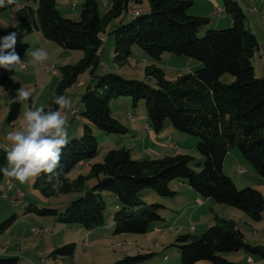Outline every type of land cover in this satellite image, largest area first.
<instances>
[{
    "label": "trees",
    "instance_id": "trees-1",
    "mask_svg": "<svg viewBox=\"0 0 264 264\" xmlns=\"http://www.w3.org/2000/svg\"><path fill=\"white\" fill-rule=\"evenodd\" d=\"M34 2L35 8L24 7L18 11L19 30L30 34L39 31L43 37L65 50L81 51L83 57L74 65L59 68V81L54 89L48 109L58 110L54 95H65L78 77L89 71L96 79L94 88H88L82 98L83 110L77 117L85 121L79 139L73 138L63 149L61 156V183L53 189L55 181L41 183L45 196L78 191L87 179L95 184L81 197L73 200L63 211L31 207L39 216L56 218L65 225H79L91 230L105 225V202L102 193L115 196L118 208L112 219L115 234H145L151 225L162 218L158 204H147L144 192L159 197H172L170 182L180 179L201 197L243 212L250 220L259 222L264 212V197L256 189H238L223 172V161L232 148L256 173L264 179V78H257L252 60L259 50L254 34L245 28V15L235 0H222L232 25L222 30H207L204 36L198 32L208 24V19L188 15L193 4L190 0H148L150 11L136 12L127 23H120L113 31L114 61L125 62L131 47L137 45L150 58L159 60L164 53L188 57L201 63L192 73H184L173 81L154 65L145 68L147 77L155 81L151 87L145 81L122 78L116 74L96 76L100 66L101 35L110 19H117L124 12H132V5L140 0H110V9L99 14L96 0H82L80 19L73 21L61 16L55 0H25ZM14 6V5H13ZM0 8V14L11 8ZM264 14V0H263ZM11 31L0 27V37ZM29 45L19 36L15 47L22 58ZM232 78L223 83L221 77ZM20 83L9 72L0 68V89L9 101L7 122H15L22 104L13 102ZM129 98L135 107L144 103L149 127L161 132L168 121L170 126L197 141L196 150L202 158V170L192 169L193 157L177 154L154 160L138 161L125 148L109 150L102 162L90 166L88 176H78L68 183L67 175L79 164L93 160L97 155L98 141L94 129L105 134L123 135L127 129L110 114L109 101ZM46 109V111L48 110ZM6 152L0 148V167L6 166ZM0 173V184L3 180ZM30 208V206H28ZM14 215L0 224V230L8 228ZM174 246L180 255V264H233L222 254L243 252L264 260V246L247 244L234 223L222 221L209 227L196 241L188 235L178 236ZM74 245H66L52 252L53 256H72ZM154 254L127 256L112 264H141L151 260ZM13 259H0V264H12Z\"/></svg>",
    "mask_w": 264,
    "mask_h": 264
},
{
    "label": "rangeland",
    "instance_id": "rangeland-1",
    "mask_svg": "<svg viewBox=\"0 0 264 264\" xmlns=\"http://www.w3.org/2000/svg\"><path fill=\"white\" fill-rule=\"evenodd\" d=\"M96 1L98 2L99 14L101 16H104L107 13V11L110 9V6H111L110 0H96ZM140 1L141 2L139 4L132 5L133 13L126 11L122 14L121 17L117 19H110L108 21L107 27L105 29V33L101 35V38L103 39L104 42L102 44V47L99 50L100 66L95 71V75L103 76L109 73L116 74L125 79L145 81V83H147L149 86L156 87L155 81L152 78L146 76L145 71H144L146 67H150L154 65L156 68L162 69V71L164 72L165 79L168 81H173L185 73V69L188 66H190L189 64L200 63V62L194 59L188 58V57H183V56L178 57V56H175L169 53H164L160 57L159 60H154L150 58L137 45H133L131 47L130 57L125 62L119 64L114 61V38L111 33L120 23L129 22L133 18L132 14H135V12H138L139 14H146L150 11L148 0H140ZM190 1H192L193 4L187 10L188 15L198 16V17H203V18L208 19V24L205 26H202L199 29V32H198L199 37L204 36L205 32L209 29L215 30V28H212L209 25H210V22L215 21V19L216 20L219 19L218 17H220L221 19H224V18L231 19V17L226 13L224 9L222 0H195V1L190 0ZM204 1H207L209 5H207L208 3L206 4ZM18 2H19V6L14 5L0 14V27L8 29L11 32H17L18 36L20 37L21 42L23 43L25 41H23L21 37L22 36L21 31L18 28L19 26L18 17H17L18 11L20 10L21 6L23 8L25 5H27L30 8H34L35 3L27 2L25 0H18ZM55 3H56V7L58 10L62 8L60 9L61 12H64L63 9L65 8L71 11L72 7L74 8L75 6V10L73 9L69 13L70 14L69 17L67 16L64 18H67L73 21H78L80 19L82 0H55ZM237 3L241 7L245 15V20H244L245 28L249 29L250 25L253 26L255 32L257 33L258 38L263 39L264 38L263 0H237ZM218 6L222 10V14L220 16L215 14L214 12L216 8H219ZM190 11L199 13L201 15H192L189 13ZM226 28H229V27H224L218 30H222ZM50 44L53 47H55L56 50L54 51L46 50L48 52V60L42 63H35L34 73L32 75H29V73H25V75L21 77L20 81L17 80L18 82H20L21 86L30 90L31 96L29 100L25 101L22 104L20 115L18 119L13 123L7 122L9 107L7 111L4 109V107L6 106L4 105L5 102L6 101L8 102L7 100L8 97L6 93L4 92L6 100L5 101L4 99L3 101L1 100V104H0V148L4 149L5 151H7V148L11 146L10 143L5 140L6 134L7 132L16 130L21 126V122L23 120V114L26 110V107L29 101L34 99L33 109L41 105L45 106V110L48 109L54 89L60 78L59 68L65 65H74L83 57V53L81 51L65 50V49L60 48L59 46H57L51 41H50ZM263 46H264L263 43L259 44V50L255 53L254 58L252 60L254 71H255V76L257 78H264V75L262 74V71L264 69V47ZM60 53H63V54H60ZM24 66L26 69L25 64ZM221 81L223 83H229L232 81V78L228 75H224L223 77H221ZM95 82H96V79L92 78L89 71H86L85 73L81 74L78 77L76 83L73 86H71L69 89L65 91L64 96L71 99L72 108L62 110V115L65 116V118L69 122V125H72V127L80 126L82 128L83 124H85V121L81 117L80 119L74 118V117H70L69 114L71 110H75L76 112H79V113L82 112L83 107L81 104V98L84 92L88 88H91V89L94 88ZM2 93H3V90L1 89L0 94ZM125 103H129L127 109H125L127 105ZM109 109H110L111 116L117 120L121 118H125V119H128L129 121H132L130 119L131 116L136 117L137 115L141 113H145V107L142 101H139L134 107L129 98L111 99L109 101ZM166 123H168V121ZM93 129H94V135L99 144L97 148L96 157L93 160H91V162H89L90 166L92 164L102 162L103 157L109 151L106 148L107 146L111 144V142L102 137H106V136L122 137L123 136V135L110 136V134H105L104 132H101L100 130H97L95 128ZM99 135H103V136L100 137ZM80 137L81 135L77 136L75 139H79ZM185 137H187L188 143L189 141H192L193 149L192 151H189V150L183 151V153L177 152V154H184V155L193 157L194 161L191 164L192 169L195 172H200L202 170V158L196 150L197 141L194 137H191L188 135H185ZM119 139H123V138H119ZM68 140L71 141L73 139L68 138ZM177 143H180V141L177 140L175 144ZM180 144L182 145V143ZM184 145L187 146V144L183 143V146ZM233 154L236 155L238 159H240L239 164L233 158L232 156ZM198 162H200L199 165H197ZM89 163L86 162L84 166L73 169L66 177L68 183H72L74 180L78 178V176H84V177L88 176L89 171H90ZM223 169L226 172V174H229V176H231L232 179L229 176L228 177L233 181V183L236 185L238 189H243V188L250 187V186H251L250 188H253V189L262 188L261 184H259V182L257 181H261L264 183V179L261 178L256 173V171L251 167V165L240 156V153L237 150V148L230 149V154H228V158H227V161L225 162ZM240 170L242 171V174L239 175L238 173H241ZM42 175L43 174H41V176L36 178L34 181H30L29 183L23 184V185L20 184L18 181H13L14 186L11 188L9 186H6V182L8 178L3 177V180L0 184V209L7 208L8 210H10L9 215L13 213H19L23 209V206L29 203L27 200H30L39 209H42V208L56 209L57 211L61 212L73 200H76V198H79L82 195H84L92 187V184H94V180L87 179L86 182L84 183V186L78 191L73 190L72 192L67 193V194H56V195L47 197L43 195L40 191L41 183L43 180L46 179ZM238 176L241 181L249 183L250 185L246 187H241L240 186L241 181H239ZM252 186H255V188ZM18 191H20L25 196L26 199L24 201L19 200L15 197V194ZM156 199H160V198H156ZM210 201H211L210 203H212V205H216L217 208L213 206H209V205H203V207L199 209V212L194 213L193 218H191L189 213H185L180 217V221L178 222V225L183 226L182 230L183 232H185L184 234H189L190 239L192 241H196L205 232L206 229H202V231L200 232L198 230L200 228H203V226H205L207 222L205 221L206 219L213 222V219L216 216V214H221V216H224V217L227 216L226 218H230L228 221L233 222L236 229L244 230L245 233H244L243 239L247 244H250V245L257 244L258 246H264V221L255 222V221L249 220V218L243 212L234 210V211H237L238 213H241L242 217L249 221L248 222L249 224L253 225L254 227H256L257 230L260 231L259 236L257 237L252 236L253 230L249 226L245 225V220L240 219L238 217L230 216V214H225L220 211V209H234V208H230V206H226L223 204H217L213 200H210ZM148 202L151 203L150 201ZM114 211L115 210L112 209V205L107 204L105 208L104 219L107 220L108 214H112L113 216ZM42 217H43L42 219L44 218L52 219L49 216L47 217L42 216ZM175 218H176L175 215H172V216H170L169 214L166 215V221L168 222V224H170L172 222V219L174 220ZM200 219L202 222L205 221L202 225L199 224L201 223ZM218 225H221V222H218ZM190 226H193L194 228L197 229L198 231L197 237H195L196 236L195 232H188V229ZM211 226H214V225H211ZM42 228L44 227H39V228H34V229H42ZM81 243L79 246H76L77 249L74 247L73 256L75 259L74 262L76 264H94L95 262H97V260H105L107 258V255H109L110 253L114 251L113 248L110 247V251L112 252L106 251L103 254L102 251H100L99 253L98 250L91 249V252L88 255H84V251L81 248ZM168 249H175V247L168 246V248L166 249L167 252L165 253L166 255H168ZM232 255L234 254L233 253L222 254V257L232 258L234 257ZM59 257H60V261L58 264H70L68 263V261L72 259L71 256H59ZM248 257H252L253 264H257L258 261H260L259 258L255 256L246 255L244 256L243 259H240L239 264H248V260H249L247 259ZM152 258L155 261L159 260L158 255H154ZM148 261L149 260L143 263L145 264ZM201 263L210 264L209 262H201Z\"/></svg>",
    "mask_w": 264,
    "mask_h": 264
},
{
    "label": "crops",
    "instance_id": "crops-1",
    "mask_svg": "<svg viewBox=\"0 0 264 264\" xmlns=\"http://www.w3.org/2000/svg\"><path fill=\"white\" fill-rule=\"evenodd\" d=\"M204 2L206 4L208 3L207 1ZM207 5H209V3ZM24 7H28V6L25 5ZM23 8L21 6L20 9ZM60 9L59 10L57 9L59 13L61 12ZM73 9L75 10V6L74 8H72V10ZM63 11L64 12H61L63 14L60 13L61 16L69 17L70 15L69 13L71 11L67 10V8L63 9ZM189 13L192 15H201L199 13L191 12V11ZM218 18L219 19L217 20L215 19V21L210 22L209 26L215 29H221L224 27H230L232 25L231 19L228 18L221 19L220 17ZM249 30L254 34L258 44L260 43L264 44V38L263 39L258 38L257 33L255 32L253 26L250 25ZM21 34L23 41H25L24 43L28 44L29 47L25 55L21 58L23 63L26 65V69L16 72H9V75L15 81L17 80L20 81L21 77L25 75V73H29V75H32L34 73L35 63L33 62L31 57L32 51L40 48L51 51L56 50L55 47H53L50 44V41L46 40L39 31H34L30 34H25L21 32ZM189 65L190 66H188L185 69V73H192L195 71V69L197 70L201 67L200 63H193ZM4 94H5L4 92L0 94V104H1V100L2 101L3 99L4 101L6 100ZM125 104H127L125 108L127 109L129 103H125ZM4 105H6L4 109L7 111L9 107V101L8 102L6 101ZM33 107H34V99L29 101L25 112L28 111L29 109H33ZM70 117L73 116L70 115ZM117 121L119 123H122L124 127L127 129V132L123 134L122 137H109V136L102 137L103 135H99V136L111 142V144L107 146L106 149L108 150L120 149V148L128 149L130 151L132 159L134 160H138V161L154 160L166 156L177 155V152L183 153V151H187V150L192 151L193 149L192 141H189L190 143L189 144L187 137H185L184 134L182 135V133L174 130L168 123H165V127L161 132L155 133L148 125L146 112L141 113L136 117H132V121H129L128 119L125 118L118 119ZM145 125H148V129H145L144 127ZM81 134H82V128L80 126L72 127V125H69L68 127L69 139L76 138ZM110 136H118V135L110 134ZM119 138H123V139H119ZM177 140H179L180 143H182V145L180 143L175 144ZM183 143L187 144V146L185 145L183 146ZM228 154H230V150L224 158L223 167L225 165V162L227 161ZM232 156L235 159V161L239 164L240 159H238V157L234 154ZM85 163L79 164L77 167H82L84 166ZM199 164L200 162L197 163V165ZM223 172L224 174H226L224 169ZM238 174L240 175L242 173H238ZM226 175L229 176V174ZM229 177L231 178V176ZM239 181H241L240 178ZM257 182L261 184L262 188H256V189L264 197V183L261 181H257ZM94 184H95V180H94ZM94 184H92V186ZM248 185L250 184L243 181L240 182L241 187H246ZM6 186H9L8 180L6 182ZM252 187L255 188V186ZM169 189L174 192V195L172 197H159L149 191L143 193L142 199L144 200V202H146L147 204L152 203L161 206L159 213L162 218V221L160 223L151 225L148 231L142 235L115 234L113 232L114 223L112 219V214H108L104 226L87 230L79 225L62 224L54 217H51L52 219H46V218L42 219L43 218L42 216H39L35 212L30 210L31 207H35L39 209L30 200H27L29 203L27 205H24L23 209L19 213H13L9 215L10 210H8L7 208H2L0 209V224L8 220L13 215H14V219L12 224L8 228L0 230V259H13L15 260V262L12 264H58L60 261V257L51 255L54 250L71 244H73L74 247L77 249L76 246H79L82 241L81 248L84 251V255H88L91 252V249L98 250L99 253L100 251H102V253L104 254L106 251H110V247L113 248L114 251L113 252L110 251L112 253L107 255V258L105 260H97V262H95L94 264H110L118 260H121L127 256L144 255V254H154L159 256L158 261L157 260L155 261L152 258L145 264H180V255L174 244L178 236L188 235L190 237L189 234H184L185 232H183L182 230L183 226L178 225V222L180 221V217L185 213H189L191 218H193L194 213L199 212V209H201L203 205H209L215 208H217V206L212 205V203H210L211 202L210 200L212 199L210 198L203 199V197L197 194L187 184L185 180L177 179L170 182ZM15 197L22 201L26 199L25 196L20 191H18L15 194ZM102 197L105 202V208L107 204H111L113 210H116L118 208L119 205L114 195L110 193H102ZM156 198H160V199H156ZM148 201H150L151 203H149ZM28 206H30V208H28ZM234 210L237 209L235 208L220 209V211L225 214H230V216L238 217L240 219L245 220V225L249 226L254 231V233L252 231V236L255 237L259 236L260 231L257 230L256 227H254L253 225L249 224L248 223L249 221L247 219H244L241 213H238L237 211ZM167 214H169L170 216L172 215L176 216L174 220L172 219V222L170 224H168V222L166 221ZM226 217L221 216V214H216V216L213 219V222L206 219L205 221L207 222L205 226H203V228H200L198 231L200 232L202 231V229L207 230L209 226L211 227V225H217L218 222L228 221L230 218H226ZM205 221L203 222L201 221V223L199 224L202 225ZM261 221H264V212ZM39 227H46L47 232L45 234L33 235L31 230ZM191 227L193 228L192 231L190 230ZM238 230L242 233L244 238V233H245L244 230L243 229L242 230L238 229ZM198 231L193 226H190L188 229V232H195L196 234L195 237H197ZM168 246L169 247L174 246L175 249H168V255H166L165 253L167 252L166 249L168 248ZM252 246H258V245L254 244ZM233 254L234 255L232 256L234 257L232 258L225 257L228 261L232 262L233 264H239L240 259H243L244 256H246L241 252H235ZM73 255L71 256L72 259L68 261V263L70 264H76L74 262L75 259ZM247 259H249V257ZM259 260L260 261H258L257 264H264V260L261 259ZM197 264H202V263L199 262Z\"/></svg>",
    "mask_w": 264,
    "mask_h": 264
},
{
    "label": "clouds",
    "instance_id": "clouds-1",
    "mask_svg": "<svg viewBox=\"0 0 264 264\" xmlns=\"http://www.w3.org/2000/svg\"><path fill=\"white\" fill-rule=\"evenodd\" d=\"M13 5L19 6L18 0H0V8ZM17 39V32L0 37V68L7 72L20 71L24 67L15 50ZM31 57L34 63H42L48 59V52L43 48L36 49L31 52ZM30 96V90L20 86L13 102L23 104ZM53 103L59 110L46 111L44 105L29 109L23 114L21 126L7 132L5 140L11 146L6 152L7 166L0 167V173L8 178L10 188L14 186L13 181L23 185L44 174L50 182L55 181L52 186L58 190L62 151L69 143V122L62 110L71 109L72 101L66 96L54 95ZM248 264H253L252 257Z\"/></svg>",
    "mask_w": 264,
    "mask_h": 264
},
{
    "label": "built area",
    "instance_id": "built-area-1",
    "mask_svg": "<svg viewBox=\"0 0 264 264\" xmlns=\"http://www.w3.org/2000/svg\"><path fill=\"white\" fill-rule=\"evenodd\" d=\"M214 12H215V14H217L219 16L222 14V10L220 8H216ZM22 70H25V66L23 67ZM262 74L264 75V69L262 71ZM70 115L73 116L74 118H77V114H76V111L75 110L71 111L70 112ZM130 119L132 120L131 117H130ZM144 127H145V129H148V125H145ZM240 172L242 173L241 170H240ZM190 230L192 231L193 228L191 227ZM31 232H32L33 235L45 234L47 232V228L44 227L42 229H33Z\"/></svg>",
    "mask_w": 264,
    "mask_h": 264
},
{
    "label": "bare ground",
    "instance_id": "bare-ground-1",
    "mask_svg": "<svg viewBox=\"0 0 264 264\" xmlns=\"http://www.w3.org/2000/svg\"><path fill=\"white\" fill-rule=\"evenodd\" d=\"M73 8V7H72ZM76 114H77V112H76ZM78 118V117H77Z\"/></svg>",
    "mask_w": 264,
    "mask_h": 264
}]
</instances>
